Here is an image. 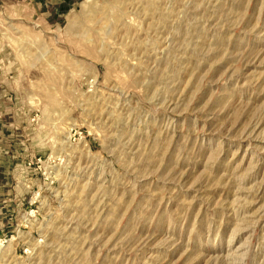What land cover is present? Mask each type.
<instances>
[{
	"label": "rangeland",
	"instance_id": "1",
	"mask_svg": "<svg viewBox=\"0 0 264 264\" xmlns=\"http://www.w3.org/2000/svg\"><path fill=\"white\" fill-rule=\"evenodd\" d=\"M0 264H264V0H0Z\"/></svg>",
	"mask_w": 264,
	"mask_h": 264
}]
</instances>
